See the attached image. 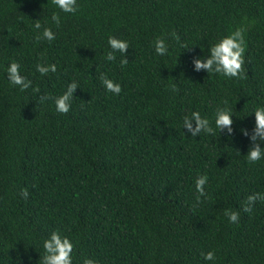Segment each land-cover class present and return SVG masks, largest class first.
I'll return each instance as SVG.
<instances>
[{
	"label": "trees",
	"instance_id": "trees-1",
	"mask_svg": "<svg viewBox=\"0 0 264 264\" xmlns=\"http://www.w3.org/2000/svg\"><path fill=\"white\" fill-rule=\"evenodd\" d=\"M237 29L238 75L194 70V58ZM110 36L128 42L114 60ZM13 61L28 88L10 82ZM72 82L69 110L57 111ZM258 106L264 0H76L75 12L54 0H0V264H43L53 231L73 243L72 264H264V199L245 210L249 195H264V155L247 158L257 143L264 149L253 139ZM220 110L231 133L216 128ZM193 111L214 132L184 129Z\"/></svg>",
	"mask_w": 264,
	"mask_h": 264
},
{
	"label": "clouds",
	"instance_id": "clouds-1",
	"mask_svg": "<svg viewBox=\"0 0 264 264\" xmlns=\"http://www.w3.org/2000/svg\"><path fill=\"white\" fill-rule=\"evenodd\" d=\"M54 3L58 8L64 12H75L76 11V0H54ZM52 19L56 21L57 24L60 22V18L57 13L52 14ZM36 28H40L39 22L35 25ZM43 38L51 41L54 38V33L48 27L43 29L41 33ZM40 38L39 36L37 37ZM108 43L113 51L107 53L108 60L115 59V51L125 53L128 49V42L122 39H117L113 36L108 38ZM154 50L159 55H164L167 51V45L163 39L157 38L154 43ZM244 52V39L242 35V30L237 29L231 35L223 37L218 43L210 46L209 53L207 57H196L193 59L192 63L194 65V70L200 71L201 69L207 70V72L215 71L218 73H223L225 76H236L239 74L242 63ZM123 62V61H122ZM37 70L40 73H47L48 71H56V65H36ZM8 77L12 84L20 85L21 89L28 88L31 81L27 80L24 76L20 74L19 64L15 61L11 62L7 68ZM102 83L105 88L113 93L118 94L121 91V85L114 82L112 79L106 76L102 79ZM77 88L76 82H72L68 85L67 90L55 99V104L57 111L67 112L70 108V99ZM44 97L40 96V100ZM255 135L253 139L255 140L259 137L260 140L264 141V106H258L255 111ZM232 116L226 110H220L216 113L215 125L219 129L220 133L224 129H227L229 133L232 132ZM183 127L186 128L192 136H197L201 131L212 133L214 132L213 127L210 126L209 121L206 117H202L198 111H193L191 115H185L183 118ZM244 134L247 135V130L242 129ZM262 155H264V149L260 147L257 143L255 146L251 147L247 153V158L250 161L259 160ZM207 181L206 175H199L196 178L195 185L196 190L200 195L204 194V185ZM27 195V191L24 192ZM264 199V195L259 193H254L247 197L249 202L245 206V210H249L251 202H253L257 197ZM199 199V196L197 197ZM231 221H236L238 219V212L231 211L226 213ZM43 247L45 254L43 256V264H72L71 253L73 251V243L67 236H61L59 232L53 231L48 238L43 242ZM205 260L213 259V252L208 251L203 254ZM83 264H97L93 259L86 258Z\"/></svg>",
	"mask_w": 264,
	"mask_h": 264
}]
</instances>
